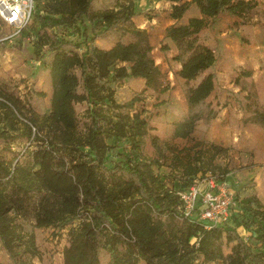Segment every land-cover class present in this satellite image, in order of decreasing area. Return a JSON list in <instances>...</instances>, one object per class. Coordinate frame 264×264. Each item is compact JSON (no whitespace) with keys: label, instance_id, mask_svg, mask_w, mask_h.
Returning a JSON list of instances; mask_svg holds the SVG:
<instances>
[{"label":"trees","instance_id":"16d2710c","mask_svg":"<svg viewBox=\"0 0 264 264\" xmlns=\"http://www.w3.org/2000/svg\"><path fill=\"white\" fill-rule=\"evenodd\" d=\"M166 1L174 23L161 49L178 65L182 104L131 5L46 0L35 8L43 83H27L21 97L0 83V264H264V195H241L255 181L235 179L243 175L236 146L208 135L225 109L240 143L247 129H264L253 68L237 69V91H218L217 79L225 29L236 36L257 25L264 46V0ZM73 27L79 40L59 36ZM248 44L241 56L261 54ZM127 81L138 88L118 101ZM210 178L233 195V222L184 215L179 193ZM241 227L252 229L247 238Z\"/></svg>","mask_w":264,"mask_h":264},{"label":"rangeland","instance_id":"374dc122","mask_svg":"<svg viewBox=\"0 0 264 264\" xmlns=\"http://www.w3.org/2000/svg\"><path fill=\"white\" fill-rule=\"evenodd\" d=\"M46 0H36L37 5L43 6ZM124 5H131L136 16L134 18L135 24L148 32L151 42L154 45V58L157 66L164 75V81L170 82L173 99L182 104L184 102L181 86L176 79L175 70L178 65L171 61V57L165 54L161 45L164 41L166 30L174 23L170 17L171 2L166 0H120ZM33 27L25 30L21 36L13 41H7L0 44V83L10 93L16 96H22L25 91V85L37 82L41 86L44 80V64L36 56L40 47L37 45V30L38 25L33 20ZM59 36H63L71 40H79L80 35L75 27L68 29L57 30ZM10 28L3 27L0 37L11 33ZM260 29L257 25L241 26L236 36H232L228 29H225L223 38H225V53L226 60L219 65L217 69L218 91L220 89L232 88V80L238 68L245 66L248 63L255 71V82L264 96V68L260 67V62H264V46L257 41ZM244 40L249 41V46L255 50L260 51V55H251L249 58L240 55V51L246 47ZM137 83L127 81L121 83L116 91L118 101H123L137 89ZM141 88V87H139ZM149 108L155 99L150 94L147 96ZM215 100V95L211 97ZM163 115L164 109H159ZM154 112H157L155 109ZM240 116V115H239ZM239 132L229 126V112L225 109L214 120L212 126L208 130L209 137L221 144H234L236 148L231 155L236 161L238 169L241 170V177L234 176L235 179L240 180L243 184L246 181L253 180L255 185H248L241 195L245 196L253 192H260L264 195V129L258 128L254 133L247 129L244 140L239 142ZM119 160L118 156L112 153L111 159ZM198 185L196 188L200 195L209 192L206 196L207 202L202 201L201 205L195 212L196 216L203 219V214L207 210L212 211V216L215 219L221 216L224 209H228L227 218L229 222H233V216H237V209L232 208L233 195L230 194L228 188L224 185L215 183V187L211 188L206 182L196 181ZM242 184V185H243ZM235 205V204H233ZM221 219H219L220 221ZM247 220V219H245ZM243 236H247L251 232V228H240ZM38 264H44L38 262ZM55 264H61V260L55 261ZM220 264V263H211Z\"/></svg>","mask_w":264,"mask_h":264},{"label":"built area","instance_id":"2783aa9c","mask_svg":"<svg viewBox=\"0 0 264 264\" xmlns=\"http://www.w3.org/2000/svg\"><path fill=\"white\" fill-rule=\"evenodd\" d=\"M35 8L36 0H0V33L4 26L12 30L11 33L0 37V44L13 41L22 35L33 20ZM215 183L213 178L208 181L211 188L216 186ZM197 186L196 184L189 191L179 193L184 203L183 212L185 216H192L198 208L199 200L207 202L206 196L210 195L209 192L200 195ZM222 213L215 219V216L211 215L212 211L207 210L202 216L203 219L219 223L227 219L228 209H224ZM219 219L221 220L219 221Z\"/></svg>","mask_w":264,"mask_h":264}]
</instances>
